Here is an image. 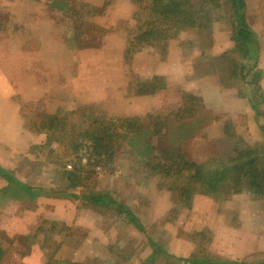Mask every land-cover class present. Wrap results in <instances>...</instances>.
Listing matches in <instances>:
<instances>
[{"label":"rangeland","instance_id":"obj_1","mask_svg":"<svg viewBox=\"0 0 264 264\" xmlns=\"http://www.w3.org/2000/svg\"><path fill=\"white\" fill-rule=\"evenodd\" d=\"M242 2L246 48L230 40V0L207 2L206 27L163 24L150 40L142 30L163 20L151 0H0V102L11 101L0 106L10 116L0 122V169L48 194L0 175V264H264V197L241 184L235 193L193 190L179 158L221 169L234 146L264 145V92L259 103L239 78L264 71V0ZM113 118L134 130L103 140L98 157L90 138L111 130ZM74 136L90 148L75 149ZM73 168L70 187L62 173ZM97 193L115 204L84 197ZM148 240L172 258L147 261Z\"/></svg>","mask_w":264,"mask_h":264},{"label":"trees","instance_id":"obj_2","mask_svg":"<svg viewBox=\"0 0 264 264\" xmlns=\"http://www.w3.org/2000/svg\"><path fill=\"white\" fill-rule=\"evenodd\" d=\"M213 1V0H210ZM207 2L209 0H151L150 5V11L151 15L155 18H163V20L156 22L155 20H151L148 22L150 26L152 27L151 30L144 29L142 30L143 36H147V40H150L151 38H157L158 34H163V32H158V27L161 25H165L167 28H172L174 31H178L182 28L193 26V25H200L203 27H206V23H209L211 21L209 12L210 8L206 7ZM230 4L233 6L234 14H235V25L234 28L235 34H233L230 37V40L232 41H240V46L247 47L249 45L250 38L252 36L251 31L248 29L247 22L245 20V14L243 12H239L238 10L243 7L242 0H230ZM237 3L240 5L237 6ZM203 20V21H202ZM206 22V23H201ZM156 33H158L156 35ZM166 37V36H165ZM252 69V68H251ZM240 72H242V69H240ZM241 74V73H240ZM264 74V71L256 70L254 72L253 79L251 77L250 84L248 85L250 88V93L254 94L256 97L259 96V103L262 102L263 96L261 94L260 88H258L256 81ZM240 79H243V75H239ZM254 100L252 99L250 95V103L253 105V108L256 109L259 103L253 104ZM256 114H258L257 111H255ZM264 113H260L259 115H263ZM110 120V119H109ZM120 118L117 119H111L110 121H113L112 129L108 126L105 127V132H103V135L99 136L96 135L92 138H90L91 147L95 150L94 154L100 157L103 155L99 149H101V144H103V140L106 138H109V140H117V139H123L126 136L129 135L131 131H133V125L131 123L130 119H125L121 124L116 125L114 122L119 121ZM95 120L93 123H96ZM92 123V124H93ZM102 123V122H100ZM99 130V129H98ZM95 131V132H98ZM262 130H264V123L262 125ZM85 137L86 135H82ZM75 138V139H74ZM72 139V145L75 146L74 148H78L80 146L90 148V146H85L86 144H82V141H80L77 137L74 136ZM255 150L249 149V148H237L233 147L232 152H236V155L234 157L225 158V160H229V162L225 163V168L221 169H209L205 167L204 165L207 164V162H189L187 160H182V165L187 166L191 174L189 175L191 185L194 187L193 190L202 189L206 193H212L217 194L219 192H225L227 193H235L238 190L235 189L238 185H244L246 188L245 190L249 193H252L255 196H261L264 197V145L263 144H257L256 147H254ZM107 152V151H106ZM231 153V152H230ZM110 154V152H108ZM213 160H210V163H212ZM209 165V164H208ZM235 166V167H234ZM78 170H75L74 168L69 171H64L62 173V176L65 177L68 181V185L70 187H74L77 185V177H78ZM0 175L8 182L13 183L16 187H18L21 190H28L31 194H42V195H48L45 190L42 189H35L31 188L29 186H26L22 184L21 182H18L14 178H12L10 175H8L4 170L0 169ZM73 182V180H75ZM234 181L235 185H230L229 182ZM229 185V186H228ZM42 192H41V191ZM191 190H188L187 192H190ZM181 194H186V189H183ZM72 196H74L72 194ZM87 200L92 201L96 205H108V204H115L112 199L107 197L106 195H102L100 193L93 194L90 196H84ZM189 199V198H188ZM118 205V204H117ZM120 209H122L128 219L134 223L136 228L141 229V226L138 222V220L130 214V211L127 210L126 207L122 205H118ZM151 244L152 250L147 258V261H152L155 256H157L158 253H164L166 256L167 261H169V258L171 259L172 256H169L166 254V252L158 246L153 241L148 240ZM177 260H184L193 262L195 264H214V262L210 263L205 258H195L192 260H186V259H180ZM207 261V262H206ZM221 263V261L219 262ZM218 263V264H219ZM227 264H237L236 262L228 261ZM216 264V262H215ZM239 264V263H238ZM242 264H249L248 262L242 263Z\"/></svg>","mask_w":264,"mask_h":264},{"label":"crops","instance_id":"obj_3","mask_svg":"<svg viewBox=\"0 0 264 264\" xmlns=\"http://www.w3.org/2000/svg\"><path fill=\"white\" fill-rule=\"evenodd\" d=\"M0 21H4V18H1L0 19ZM18 29V31H19V27L17 28ZM16 32L15 33V38L14 39H16V40H23V38L22 37H20V35L21 34H19V32ZM5 34H7V32L5 33ZM4 34V35H5ZM4 39H7L6 37L4 38ZM3 46V45H2ZM1 46H0V50H1ZM8 51H10V49H9V47L6 45V50H5V53H6V56H8L9 55V53H8ZM16 51H18L17 49H16ZM17 55L19 54V52L18 53H16ZM258 69H260L261 70V68L258 66ZM19 70V67L17 66L16 67V71H18ZM21 72V71H20ZM3 72L0 70V82H2V79H1V77H2V74ZM209 77H211V76H208V77H206V78H209ZM205 77H203V79L202 80H207ZM240 78V77H239ZM7 82H9L10 84H12L13 86H14V82L13 81H9V80H6ZM241 81L243 82V85H244V89L245 88H249V86L248 85H245V84H250V81L249 80H243V79H241ZM19 83L20 82H18V81H16V85H17V87L19 86ZM256 84H257V86H258V88H261V90H263V92H264V74L262 75V76H260V78L259 79H257V81H256ZM22 85H24V82L21 84V87H22ZM7 86V84L6 85H4L3 87H6ZM8 87V86H7ZM6 87V88H7ZM16 87V86H15ZM212 89H217V85L216 84H214L213 85V87H212ZM218 89H221V87L220 86H218ZM226 91L227 90H231V89H225ZM2 93V92H1ZM1 93H0V98H1V100H2V98L3 97H1ZM216 95H217V93H216ZM3 96V95H2ZM9 99V96H6V97H4V100L2 101V102H0V106H4L3 108H5V105L6 106H9V102H11V101H9L8 100ZM236 99H241V98H236ZM232 101H234V100H232ZM203 103V102H202ZM234 103H236V104H239V103H241V102H234ZM233 103V104H234ZM204 106H205V104H204ZM206 107V106H205ZM208 108H210V109H212V111L214 112V114H217V108L215 109L214 107H211V106H208ZM209 110V109H208ZM232 110V109H231ZM4 112V111H3ZM6 112V111H5ZM6 118V119H5ZM10 119V116L8 115V113L6 114V116H4V118H2L1 117V115H0V122H8V120ZM213 120V119H212ZM210 121V122H212V123H210L209 124V126H208V130L209 131H211V128H213V127H215V126H217V119H215V120H213V121ZM1 127H3V125L1 126ZM204 128V127H203ZM202 128V129H203ZM201 131H198V133H196V135L197 134H199ZM3 192L1 191V194H2Z\"/></svg>","mask_w":264,"mask_h":264}]
</instances>
